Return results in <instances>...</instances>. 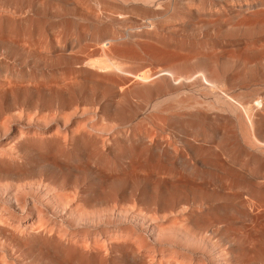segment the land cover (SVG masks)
<instances>
[{"label": "bare ground", "instance_id": "6f19581e", "mask_svg": "<svg viewBox=\"0 0 264 264\" xmlns=\"http://www.w3.org/2000/svg\"><path fill=\"white\" fill-rule=\"evenodd\" d=\"M263 208L264 0H0V264H264Z\"/></svg>", "mask_w": 264, "mask_h": 264}, {"label": "rangeland", "instance_id": "374dc122", "mask_svg": "<svg viewBox=\"0 0 264 264\" xmlns=\"http://www.w3.org/2000/svg\"><path fill=\"white\" fill-rule=\"evenodd\" d=\"M230 110L236 112V110H235L234 108H233V109L231 108ZM230 112H231V111H230ZM240 180H242V183L247 182V180H245V179H243V178H241ZM263 209H264V208H263ZM263 209H261V210H263ZM251 212L255 214L257 211H254L253 209H251Z\"/></svg>", "mask_w": 264, "mask_h": 264}]
</instances>
